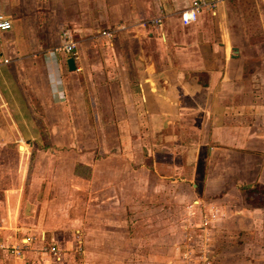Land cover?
I'll use <instances>...</instances> for the list:
<instances>
[{"label":"crops","instance_id":"obj_1","mask_svg":"<svg viewBox=\"0 0 264 264\" xmlns=\"http://www.w3.org/2000/svg\"><path fill=\"white\" fill-rule=\"evenodd\" d=\"M191 1L0 0V264L28 245L62 263L188 264L247 224L264 244V0L183 25Z\"/></svg>","mask_w":264,"mask_h":264},{"label":"rangeland","instance_id":"obj_2","mask_svg":"<svg viewBox=\"0 0 264 264\" xmlns=\"http://www.w3.org/2000/svg\"><path fill=\"white\" fill-rule=\"evenodd\" d=\"M264 43V38L263 37H258L255 39L254 44L255 46H258V49L260 50L262 48V44ZM260 45V47H259ZM39 138V136L37 137ZM21 152H23L25 150L24 146L21 147ZM28 152L23 155V153H20L18 156L17 161H28V153H30V149H26ZM45 150L46 152L48 150L46 149H34L33 152L36 154L37 151H42ZM57 150V149H55ZM44 151V152H45ZM7 154V151H5V155ZM4 155V156H5ZM25 157V158H24ZM33 158V156H32ZM5 161H10L11 164H9V167L11 168H7L6 171L7 173H14L15 169L14 168L15 162L14 160H12V157H6ZM32 161V159H31ZM6 165L8 166V163H6ZM5 171V172H6ZM264 195V194H263ZM8 205L10 204V201H8ZM259 206H264V205H259ZM6 206H2V208L0 207V221H9L10 220V216L7 213L6 209L4 208ZM55 213V212H54ZM59 215H53L54 218V222H57V220H59ZM249 224H247L246 230L243 231V233H239L238 236H236L235 231L230 230L228 232V234H226V232L222 231L219 233V235L215 234V235H211L209 237L208 243L209 246H206L205 250H201L198 246H195L194 240L192 239V246H190V248L185 247L184 249L187 250L188 253H190L191 255H199L200 250L202 252H205L206 255L203 256L205 257L207 260H200V261H194V262H190V260L188 261V264H264V244H257V242L254 240V236H253V231L251 228H248ZM263 235H264V231ZM231 233H235L232 237V235H229ZM34 235V234H33ZM200 234H194L193 238L194 239H200ZM22 236V235H21ZM208 239V238H207ZM7 241H10L7 238ZM207 243V242H206ZM11 242H8L7 245H5V249L7 251V253H9L13 247ZM30 251L28 252L29 254H26L25 249H24V257L23 259L20 261V264H80L76 259L75 260H69V261H64L62 262H57L54 259H52L50 256L53 255V252H55V248L51 247V250L53 251L52 254H49V251L47 253V251H45V246L41 245V246H37L32 248L31 245H28ZM19 249V248H17ZM33 251H36L37 254H31L34 253ZM20 254V250L18 252V258H19ZM34 255L37 259L36 260H32L34 259ZM7 256L13 257L12 255L8 254ZM53 257V256H52ZM209 257H211L210 259H208ZM220 260H218L217 259ZM14 258V257H13ZM75 258V257H74ZM262 260H256V259H261ZM21 259V258H19ZM25 259H26V263H25ZM33 261V263H32ZM84 264V263H81ZM187 264V263H186Z\"/></svg>","mask_w":264,"mask_h":264},{"label":"built area","instance_id":"obj_3","mask_svg":"<svg viewBox=\"0 0 264 264\" xmlns=\"http://www.w3.org/2000/svg\"><path fill=\"white\" fill-rule=\"evenodd\" d=\"M222 0H192L190 5L181 10L179 12V20L183 25H190L197 21L198 16L205 10H210L216 8L219 2ZM157 25H160V20L156 21ZM11 28V23L7 19H3L0 17V31H7ZM103 36H108L110 33L108 32H102ZM65 37V41L63 45L58 50L63 51L67 54H74V50L76 48V43H74L72 40H70L67 33L63 34ZM4 63H7V60L3 61ZM15 252L18 254L19 249L17 247L12 248V252Z\"/></svg>","mask_w":264,"mask_h":264},{"label":"water","instance_id":"obj_4","mask_svg":"<svg viewBox=\"0 0 264 264\" xmlns=\"http://www.w3.org/2000/svg\"><path fill=\"white\" fill-rule=\"evenodd\" d=\"M67 65H68V68L70 69V70H74L75 69V67H74V60H73V58H69L68 60H67Z\"/></svg>","mask_w":264,"mask_h":264}]
</instances>
